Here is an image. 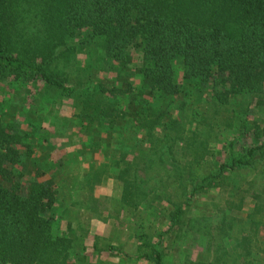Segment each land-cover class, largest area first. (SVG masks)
Returning <instances> with one entry per match:
<instances>
[{"label":"trees","instance_id":"16d2710c","mask_svg":"<svg viewBox=\"0 0 264 264\" xmlns=\"http://www.w3.org/2000/svg\"><path fill=\"white\" fill-rule=\"evenodd\" d=\"M80 53H85L82 62ZM177 63L182 65L180 81ZM104 67L139 74L142 91L159 100L155 107L141 100V112L125 119V127L138 136L131 137L126 151L119 148L111 157L118 168L114 176L123 183L122 202L145 207L156 201V184L144 187L147 178L139 179L126 157L143 142L149 145L146 169L154 159L166 161V151L175 155L174 143L185 140L200 113L198 104L187 110L192 100H206L200 121L208 128L218 129L225 113L224 121L236 135L227 140L214 171L200 180L190 177L191 189L178 175V193L164 207L168 228L156 237L138 230L134 254L112 243L104 247L146 264H164V234L183 224L199 188L219 185L230 172H264V125L257 117L247 120L253 107L264 104V0H0V80L74 96L80 104L76 116L115 124L126 107L117 95L121 87L94 80ZM234 102L235 109L230 106ZM36 124L0 112V264H108L91 260L83 245L77 248L86 230H73L72 219L66 228L57 225L63 188L57 176L68 167L69 156L63 159ZM32 127L38 132L33 134ZM241 135L244 141L237 146ZM162 143L166 148H157ZM99 167L91 175L83 173L84 184L92 187L101 178L106 168ZM263 190L252 192L251 209L240 215L222 209L202 217L201 227H191L194 236L202 235V250L195 258L185 255L181 264H264ZM233 198L232 210H238L243 195Z\"/></svg>","mask_w":264,"mask_h":264},{"label":"rangeland","instance_id":"374dc122","mask_svg":"<svg viewBox=\"0 0 264 264\" xmlns=\"http://www.w3.org/2000/svg\"><path fill=\"white\" fill-rule=\"evenodd\" d=\"M132 56L135 62L140 60L137 51L132 50ZM84 57L85 53H80L79 62H82ZM175 75L179 81L182 79V65L179 63L175 66ZM99 79H102L108 87L111 85L121 87V92L117 95L122 100L123 107L126 108L122 118L115 124L108 120L103 124L95 121L89 123L85 117L76 116L75 113L80 104L74 96H63L57 95L54 91H44L35 84L21 85L20 82L13 81L11 78L0 80V109L2 110L0 112L24 117L26 121L33 119L41 130L39 135H49L50 142L55 143V147L63 154V159L66 157L64 155L69 156L66 161L68 167H65L57 176L63 188L59 195L61 206L55 211L59 215L57 225L66 228L70 224L68 220L72 219L70 227L73 230L75 228L79 233L86 230L85 238L82 244L77 245V248L83 245L85 253L90 256L91 260L99 259L108 264H146L141 259L134 260L128 255H122L123 252L116 253L104 247L112 243L123 251L134 254L133 245L137 241L134 235L138 230L155 236L158 232L168 228L169 220L166 216L168 212L164 207L171 206L167 199L175 198L178 193V175L180 180L191 189L190 177L200 180L214 171L218 160L223 158L227 150V140L236 135L229 122L225 123V113L224 120L218 129L208 128L206 121H200L206 100L199 102L192 100L187 110L190 106L198 104L200 113H196L193 118V124L194 122L197 124L194 128L193 124H190L191 129L184 133V141L181 138L174 143L173 153L175 155L166 151L164 154L166 161L154 159L146 169V152L149 145L143 142V144L139 143V149L135 152L130 151L126 157L127 162L134 163L135 175L139 179L147 178V181L143 183L144 187L150 183L158 187V190L154 192L155 202L149 204L147 202L145 207H134L121 201L123 183L114 176L118 168L114 166L111 157L118 153L119 148L121 151H126L127 147L132 144L131 137L138 136L137 132L125 127V119L131 117L132 113L141 112L137 108L144 105L141 102L142 99L147 100L148 104L153 107L158 105L159 100L142 91L141 78L137 73L127 74L120 69L104 67L94 75V80ZM230 106H234L235 109L238 103L234 102ZM254 108L249 111L247 120L257 117L264 125V104L256 107L255 110ZM22 111L24 115L20 114ZM232 123L233 125L236 123V116L232 117ZM36 129L32 127L30 130L34 134L38 132ZM167 141V138L163 137V142ZM242 141L244 138L241 135L237 146H240ZM158 147L165 149L166 145ZM167 154L177 159L173 160ZM157 155L154 153V156ZM48 163L51 169H56L54 162L49 160ZM99 166L106 168L101 178L95 180L92 187L84 184L83 173L89 171L91 175L94 169L101 168ZM149 177H151L150 180H148ZM263 185L264 172L241 170L230 172L224 182L219 185L199 188L198 192L192 195L185 210L183 224L172 226L170 231L164 234L162 239V245L166 251L164 264H181L185 255L188 258L198 257L197 252L202 250L200 246L203 245V238L199 234L194 236L196 230L193 229H196V226H202L201 218L205 215H218L222 209H225L229 216L249 211L254 196L252 192L254 194L257 190L260 192L264 189ZM236 194L243 195V203L241 202L238 210H232L233 196ZM261 229L264 230V226L261 225ZM95 235L99 237L96 238Z\"/></svg>","mask_w":264,"mask_h":264}]
</instances>
